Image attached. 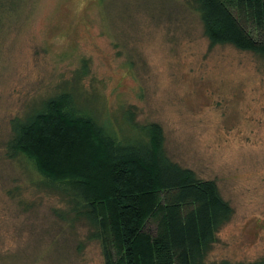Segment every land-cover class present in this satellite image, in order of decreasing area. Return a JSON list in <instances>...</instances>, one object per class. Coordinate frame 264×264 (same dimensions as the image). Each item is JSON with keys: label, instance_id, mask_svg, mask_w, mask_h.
<instances>
[{"label": "rangeland", "instance_id": "rangeland-1", "mask_svg": "<svg viewBox=\"0 0 264 264\" xmlns=\"http://www.w3.org/2000/svg\"><path fill=\"white\" fill-rule=\"evenodd\" d=\"M63 92L114 129L128 111L161 125L170 158L217 183L233 216L208 262L264 258V57L211 46L188 0H0V264H103L65 197L9 157L12 121Z\"/></svg>", "mask_w": 264, "mask_h": 264}, {"label": "trees", "instance_id": "trees-1", "mask_svg": "<svg viewBox=\"0 0 264 264\" xmlns=\"http://www.w3.org/2000/svg\"><path fill=\"white\" fill-rule=\"evenodd\" d=\"M188 3L211 46L264 57V0ZM135 119L128 111L129 128L114 129L63 92L12 121L9 157H25L65 197L71 223L84 221L100 243L103 264H231L207 261L233 216L217 183L170 158L161 125Z\"/></svg>", "mask_w": 264, "mask_h": 264}]
</instances>
